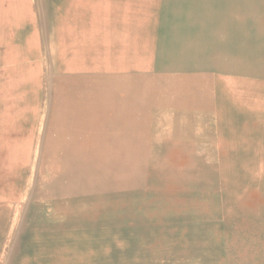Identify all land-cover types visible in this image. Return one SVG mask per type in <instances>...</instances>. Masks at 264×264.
<instances>
[{
    "label": "rangeland",
    "instance_id": "obj_1",
    "mask_svg": "<svg viewBox=\"0 0 264 264\" xmlns=\"http://www.w3.org/2000/svg\"><path fill=\"white\" fill-rule=\"evenodd\" d=\"M106 3L0 0V264H84L88 237L94 264H264V0H192L153 47L128 0L142 86L96 72Z\"/></svg>",
    "mask_w": 264,
    "mask_h": 264
},
{
    "label": "crops",
    "instance_id": "obj_2",
    "mask_svg": "<svg viewBox=\"0 0 264 264\" xmlns=\"http://www.w3.org/2000/svg\"><path fill=\"white\" fill-rule=\"evenodd\" d=\"M128 2V0H107L106 3L110 7L107 9V17H106V30L107 33H111L113 36L110 46V51L105 53L106 61L104 63L105 67H103L100 63L95 65L94 67H98L96 69L97 73L102 74L104 71L105 73H108V68L110 69V76L116 80H122L120 82H127L130 83V86L136 85L135 83H139L141 86L145 85L144 77H137L136 82L135 78L132 77L133 75L130 74L131 72L143 74V70L145 67H143V57H144V45L142 43V35L138 26L135 27V35H136V45L127 50L126 53H124L122 61L128 62L127 66L123 67L121 66V53L119 51L120 48V23L122 21V13L125 11V2ZM143 0H141L142 2ZM155 7L154 12L151 16V31H150V43L153 46H156L157 40L159 36L161 35V27L165 24L166 27L164 28L165 31L168 33L173 32V36H175L176 30H181L182 28H185L186 26L190 29L192 25V16H193V8H192V0H155ZM199 10V9H198ZM198 10L194 12H198ZM220 13H223V10H220ZM133 14V13H132ZM136 17L132 18L135 19ZM140 20V17H138ZM131 19V18H130ZM137 19V18H136ZM135 19V20H136ZM128 20V19H127ZM160 22H163L164 24L160 27ZM181 23V24H180ZM172 34V33H171ZM170 36V34H169ZM140 42L142 43V46H139ZM152 49V48H151ZM150 56L152 54V50H150ZM100 59V57H99ZM90 65L92 63H89L88 69H90ZM87 74L96 73L93 71V68L88 70ZM105 69V70H104ZM136 74V73H135ZM146 79V77H145ZM147 84H149L147 82ZM154 85V84H153ZM131 96L134 98V103L136 102L135 97L133 94ZM137 102H141L144 104L145 98L144 95L137 94ZM140 104L141 108L138 107V111H141L142 108L144 110V106ZM145 105V104H144ZM141 135V134H140ZM139 136V135H138ZM143 142V141H142ZM131 146V145H130ZM127 150L129 149V147ZM137 146V145H136ZM144 145L141 147V150H135V151H143ZM135 151L132 153V157H130V163L127 164H138L137 160L141 159V155L138 153H135ZM126 152V148L123 147V153Z\"/></svg>",
    "mask_w": 264,
    "mask_h": 264
},
{
    "label": "bare ground",
    "instance_id": "obj_3",
    "mask_svg": "<svg viewBox=\"0 0 264 264\" xmlns=\"http://www.w3.org/2000/svg\"><path fill=\"white\" fill-rule=\"evenodd\" d=\"M214 1V0H213ZM65 2V1H64ZM57 3V2H56ZM80 4H82V3H80ZM211 4V3H210ZM209 4V5H210ZM216 4V3H215ZM125 11L122 13V14H124V15H126L127 13H128V6H127V2H125ZM212 5V4H211ZM217 5V4H216ZM27 5L26 4H23L22 5V7H21V10H25L24 9V7H26ZM58 6V5H57ZM82 6V5H81ZM221 6V5H220ZM66 7H68V6H66ZM81 8V7H80ZM234 8V7H233ZM65 9V8H64ZM59 10V9H58ZM30 12H31V14H36V12L33 10V9H30ZM18 13H20V14H17V16L18 17H21L20 15H21V11H20V9H19V11H18ZM67 21H68V19H67ZM81 21V20H80ZM79 21V22H80ZM65 22V21H64ZM76 22V21H75ZM79 22H77V23H79ZM83 22V21H82ZM81 24V23H80ZM48 27V26H47ZM52 27V26H51ZM75 27V26H74ZM81 27V26H80ZM73 29H75V28H73ZM79 29V28H78ZM71 30V29H70ZM84 30V29H83ZM48 32V31H47ZM82 33V32H81ZM80 33V34H81ZM69 34V33H68ZM71 34H72V32H71ZM73 34H74V32H73ZM52 37H53V35H51ZM48 37V36H47ZM123 39H124V41L126 42V44H127V38H126V35H124L123 36ZM51 40V39H50ZM54 40V39H53ZM79 40H80V38H79ZM77 42V41H76ZM95 42H96V40H95ZM80 43V42H79ZM140 44H142L141 42H140ZM31 45L32 46H34V47H37L38 46V42L35 40V41H33V42H31ZM79 47V46H78ZM84 47V46H83ZM81 48V47H80ZM98 48V47H97ZM80 50V49H79ZM78 50V51H79ZM85 50V49H84ZM98 50V49H97ZM81 51V50H80ZM79 51V52H80ZM85 52V51H84ZM53 62V61H52ZM69 71V70H68ZM73 71V70H72ZM70 73V72H69ZM73 73V72H72ZM218 93V92H217ZM171 96H172V94H171ZM219 105V104H218ZM225 105V104H224ZM226 106V105H225ZM224 106V107H225ZM172 108V107H171ZM233 109V108H232ZM199 110V109H198ZM44 116V115H43ZM80 116V115H79ZM183 121V120H182ZM180 123V122H179ZM222 123V122H221ZM220 123V124H221ZM221 127V126H220ZM222 128H223V126H222ZM181 134V133H180ZM186 135V134H185ZM166 137V136H165ZM169 138V137H168ZM171 138V137H170ZM174 138V137H173ZM226 138V137H225ZM228 138V137H227ZM234 137L232 136V139H233ZM235 139V138H234ZM191 140V139H190ZM174 141V140H173ZM168 142H170V141H168ZM215 142V141H214ZM170 144V143H169ZM173 145V144H172ZM241 149V148H240ZM229 153V152H228ZM237 153V152H236ZM153 155V154H152ZM151 156V155H150ZM230 156V155H229ZM228 159H230V158H228ZM233 162V161H232ZM229 164V163H228ZM156 165V164H155ZM155 167V166H154ZM152 168V167H151ZM230 168V167H229ZM33 173V172H32ZM29 189V188H28ZM217 227V226H216ZM215 227V228H216ZM154 238V237H153ZM71 241H72V239H71ZM158 241V240H157ZM94 242H96V241H94V240H92V238L91 237H88V239H87V241H86V244H85V250H86V252H87V254H86V259H85V261H84V264H94V260H93V258H91L92 256H93V254L90 252V250H91V248L94 246ZM100 243V242H99ZM98 243V244H99ZM100 245H101V243H100ZM70 252H72V254H70ZM90 253V254H89ZM76 254V251H74V249L73 248H71V247H69V246H67L65 249H63V255H65L67 258L69 257V256H71L72 258H73V256ZM83 254V253H82ZM90 255V259L88 260V256ZM166 255V254H165ZM171 257V256H170ZM69 259V258H68ZM75 261V260H74Z\"/></svg>",
    "mask_w": 264,
    "mask_h": 264
}]
</instances>
